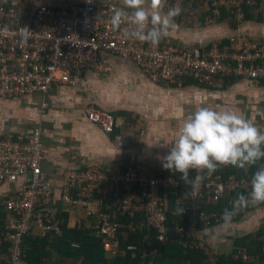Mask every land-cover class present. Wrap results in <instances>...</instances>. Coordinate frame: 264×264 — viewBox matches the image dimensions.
Returning a JSON list of instances; mask_svg holds the SVG:
<instances>
[{
  "label": "built area",
  "instance_id": "built-area-1",
  "mask_svg": "<svg viewBox=\"0 0 264 264\" xmlns=\"http://www.w3.org/2000/svg\"><path fill=\"white\" fill-rule=\"evenodd\" d=\"M121 1L74 0L69 5L50 6L39 0H0V28L7 26L11 33L0 34V98L38 93L43 97L44 110L50 105L46 97L54 87H76L84 72L109 70L100 53L136 63L153 82L168 85L190 81L202 87H221L236 79L264 83V44L241 35L229 38L227 44L212 42L201 50L163 42L153 47L128 40L107 23L113 6H122ZM207 1L210 14L217 15L224 7L235 20H242L244 7L253 4L252 0ZM25 26L31 36L22 42L19 29ZM85 117L106 133H112L116 125L113 114L92 105L85 109ZM47 153L39 128L0 136V183L25 178L17 189L0 199V206L6 211L7 264H26L24 239L30 236L34 224H40L46 232L58 230L57 220L49 210L53 185L41 167ZM261 165L264 161L253 171ZM196 174L190 171L189 176ZM200 175L201 181L192 191L181 180V174L150 173L141 164L116 170L101 164L66 168L61 200L68 207L87 208V215L93 217L92 227L106 251L116 250L124 230L132 233L146 226L155 232L160 246L173 244L199 250L210 264H216L217 254L207 252L200 241H195L194 234L197 229L222 222L223 210L218 212L209 206L220 201L231 206L237 194H247L252 173L247 170L238 175L224 174L219 170L211 174L203 171ZM105 198L111 203L105 205ZM91 203L97 207L89 209ZM137 215L143 226L134 222ZM238 258L248 261L240 253L232 256Z\"/></svg>",
  "mask_w": 264,
  "mask_h": 264
},
{
  "label": "crops",
  "instance_id": "crops-1",
  "mask_svg": "<svg viewBox=\"0 0 264 264\" xmlns=\"http://www.w3.org/2000/svg\"><path fill=\"white\" fill-rule=\"evenodd\" d=\"M39 1L50 6H64L74 0ZM193 1L196 2L192 4ZM252 2L248 12L254 17L258 16L257 21L253 18L244 20V16L242 20L232 19L229 10L224 7H220L217 15L210 14L209 7L206 8L207 0H165V11L178 6L181 12L174 20L177 28L161 42L188 50H201L212 42L227 44L229 38L241 35L264 44V0L258 1L257 9H254L256 2ZM100 58L108 71H86L76 87H54L46 97L50 105L44 110L41 107L43 97L38 93L15 99L0 98V136L39 128L48 152L41 167L53 185V201L49 210L59 228L53 235L44 231L40 224L33 225L29 236L31 243L29 247L26 245V250L34 251L37 245H44L36 253L44 254L39 264H81V261L65 257L56 244L63 223L67 229L90 231L98 236L92 227L93 217L87 215V208L81 205L68 207L61 200L63 171L66 168L101 164L108 170H116L141 164L150 173L163 171L179 174L164 170L157 157L168 153V147L174 141L183 119L200 106L231 109L264 127V83L254 84L236 79L221 87H202L190 81L168 85L153 82L136 63L117 55L100 53ZM90 105L115 116L116 125L112 133L104 132L85 117V109ZM24 179L21 176L0 183V199L17 189ZM110 203L105 198L104 204ZM96 207L94 203L88 206L89 209ZM169 207H174L171 196ZM1 211L3 213L2 207ZM134 222L143 226L140 215ZM221 224L197 229L194 234L195 241H200L207 252L217 254V259H224L233 251L235 239L246 235L253 238L256 231L264 227V204L242 211L227 229L221 228ZM152 232L146 226L132 233L124 230L115 251L103 248L106 259L123 258L126 250H129L131 258L141 255V264H153L158 250L151 245L144 249L133 245L126 246V249L121 247L136 233L143 234L142 243H145ZM260 238L264 240V234ZM131 246L137 249L132 250ZM237 253L241 254L240 249ZM246 257V263L264 264L256 256ZM7 263V255L0 253V264ZM203 264H210L207 256Z\"/></svg>",
  "mask_w": 264,
  "mask_h": 264
},
{
  "label": "clouds",
  "instance_id": "clouds-1",
  "mask_svg": "<svg viewBox=\"0 0 264 264\" xmlns=\"http://www.w3.org/2000/svg\"><path fill=\"white\" fill-rule=\"evenodd\" d=\"M87 2L91 3V0ZM164 5L165 0H122V6H113L107 23L113 31H120L125 39L156 47L177 28L174 20L181 12L178 6L165 11ZM0 34L11 33L4 26L0 28ZM19 35L21 41L26 42L31 31L26 26L21 27ZM168 148L166 155L157 157L162 167L166 171L181 174V180L195 191L203 171L211 174L219 167L231 166L247 172L264 160V127L231 109L200 106L183 119ZM190 171L197 174L190 177ZM260 203H264V165L252 174L250 191L237 194L230 208L223 210L220 227L229 228L237 214L250 205Z\"/></svg>",
  "mask_w": 264,
  "mask_h": 264
},
{
  "label": "trees",
  "instance_id": "trees-1",
  "mask_svg": "<svg viewBox=\"0 0 264 264\" xmlns=\"http://www.w3.org/2000/svg\"><path fill=\"white\" fill-rule=\"evenodd\" d=\"M254 9L258 7V1L254 0ZM264 10V6H263ZM244 20H251L252 18L257 21L259 17L252 16L251 13L248 12V7H244ZM252 19V20H253ZM262 161V160H261ZM259 161L258 164L261 162ZM257 164V165H258ZM249 168L248 170L253 174L256 166ZM221 171L224 174H240L244 172V170H239L237 168L227 166V167H219L217 171ZM264 204V203H260ZM0 206V253H4L8 258V241H7V230L5 229V215L6 211L3 209V213L1 211ZM225 208H230L227 206L224 201H220L219 203L209 206V209L221 212ZM251 207H247L243 210L246 211ZM65 215H63L64 219ZM59 228V227H58ZM61 235L58 237L57 245H59L61 249V253L65 255V257L81 261V264H141V255L137 257L131 258V251L126 250L125 256L123 258H117L115 260L109 261L105 257V253L102 247V239L93 234L90 231H85L81 229H67L63 223V226H60ZM56 231H51L50 233L55 235ZM262 229H259L253 236L246 235L244 237H240L235 239L233 245V251L224 259L219 258L216 261V264H251L241 261V259H232V256L236 255L240 249V252L244 256L249 257H257L258 261L264 262V240L260 238L263 236ZM143 234H133L128 238L126 242L121 244L123 249H126V246L133 245L139 246V248H143L151 245L156 250H158V256L154 258L153 264H203L205 257L204 255L197 250H186L182 249L179 246L173 244H167L160 246L157 244L155 239V234L152 232L149 235L148 241L142 243ZM260 236V237H259ZM31 241L29 237L24 239V247H25V263L26 264H39L40 257H43L44 254H37V251L44 245H37L34 251L26 250V245L29 247ZM75 243L77 247H72L71 245ZM140 254V252H138Z\"/></svg>",
  "mask_w": 264,
  "mask_h": 264
},
{
  "label": "rangeland",
  "instance_id": "rangeland-1",
  "mask_svg": "<svg viewBox=\"0 0 264 264\" xmlns=\"http://www.w3.org/2000/svg\"><path fill=\"white\" fill-rule=\"evenodd\" d=\"M195 2H196V1H193L192 4L195 3ZM204 4H205V3H204ZM195 5H199V6H200V4H198V3H196ZM195 5H194V6H195ZM194 6H193V7H194ZM206 8H208V3H207V7H206ZM261 229H262V231H263V233H264V227H262ZM256 232H257V231H256ZM259 237H260V236H259Z\"/></svg>",
  "mask_w": 264,
  "mask_h": 264
},
{
  "label": "bare ground",
  "instance_id": "bare-ground-1",
  "mask_svg": "<svg viewBox=\"0 0 264 264\" xmlns=\"http://www.w3.org/2000/svg\"><path fill=\"white\" fill-rule=\"evenodd\" d=\"M25 243V242H24Z\"/></svg>",
  "mask_w": 264,
  "mask_h": 264
}]
</instances>
